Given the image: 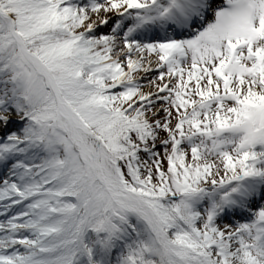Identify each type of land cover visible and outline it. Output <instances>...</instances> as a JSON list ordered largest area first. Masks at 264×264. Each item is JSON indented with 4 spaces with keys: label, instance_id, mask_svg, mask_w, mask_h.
I'll return each instance as SVG.
<instances>
[{
    "label": "snow or ice",
    "instance_id": "1",
    "mask_svg": "<svg viewBox=\"0 0 264 264\" xmlns=\"http://www.w3.org/2000/svg\"><path fill=\"white\" fill-rule=\"evenodd\" d=\"M0 264H264V0H0Z\"/></svg>",
    "mask_w": 264,
    "mask_h": 264
}]
</instances>
